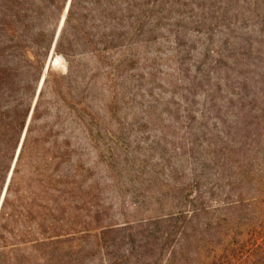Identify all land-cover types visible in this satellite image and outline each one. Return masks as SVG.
<instances>
[{"label": "trees", "instance_id": "obj_1", "mask_svg": "<svg viewBox=\"0 0 264 264\" xmlns=\"http://www.w3.org/2000/svg\"><path fill=\"white\" fill-rule=\"evenodd\" d=\"M67 1L0 0V198L11 170L0 202V264H60L73 247L71 244L79 249L91 238H95L98 245L110 248L103 253L108 264H186L191 257L196 261L201 259L203 252L210 258L208 264H264V194L243 195L245 190H250L252 182L247 177L248 166L259 161L260 155L264 158V144L261 149H249L252 155L243 149L239 157L234 145L230 148L222 145L220 149L216 144L207 145L193 157L187 153L185 157L196 162L186 161L168 169L172 184L162 199H157L159 202L152 203L158 204L155 209L158 211L151 216L101 226L94 232L76 230V212L89 193L85 178L91 172L87 155L94 140L92 130L102 129V122L92 109L101 103L105 93L116 99L119 80L124 78L122 69L127 62H133L142 47L151 43L172 10V3L184 7L187 4L179 0H69L64 13ZM225 1L221 0L223 8L219 7L224 12L214 17L218 11L212 0H191L199 10L195 22L203 23L208 14H212L216 22L209 25L220 23L231 0ZM247 1L251 9H236L240 16L235 18H247L245 15L250 14L248 18L263 24L264 0ZM61 13L64 20L54 52L70 58L79 50L80 54H87L89 60L86 64L71 62L68 71L61 76L69 88L72 109L59 116L62 129H58L52 145L47 146L49 139L43 138L40 130L32 129V125L48 87L50 69L31 109V97L25 98V83L19 79L16 57L20 52L25 59V48L31 54L37 40L45 35L47 23ZM177 13L181 15L182 11ZM178 36L180 34L174 36L175 40ZM228 46L233 51L252 49L251 43L238 38ZM204 52L214 55L213 64L224 57L221 51L209 47H205ZM241 60L244 59H234L232 64H239ZM35 62L41 73L42 64L36 58ZM195 73L187 76L188 86L181 94L184 121H196L194 129H224L225 124L227 129L236 126V120L220 121L215 117L211 122L206 116V111L223 110L221 105L210 106L214 89L201 95V109L193 108L195 100L187 97L194 94L198 84L213 79L216 90H221L222 81L231 80L229 75H214L212 79L210 73L196 69ZM259 75L257 72L256 76ZM50 89L52 93L61 90L60 83L55 81ZM247 96L246 92L242 95L232 91L226 100L242 110ZM102 106L105 105L102 103ZM30 110V121L26 124ZM244 115L249 119L251 111L245 110ZM243 125L245 128L246 124ZM192 151L191 148V154ZM214 167L216 178L212 180ZM25 168L32 169L38 176L34 188L25 185ZM159 208L162 209L159 211ZM220 214H224V218ZM19 218L28 224L23 238L28 243L26 247L25 241L24 247L9 241L11 225ZM78 232L84 233L77 235ZM71 262L70 259L68 263Z\"/></svg>", "mask_w": 264, "mask_h": 264}, {"label": "rangeland", "instance_id": "obj_2", "mask_svg": "<svg viewBox=\"0 0 264 264\" xmlns=\"http://www.w3.org/2000/svg\"><path fill=\"white\" fill-rule=\"evenodd\" d=\"M182 1L187 5L184 7L179 6V3H172V10L162 21V26L158 28L151 43L140 49L133 62L126 63L122 69L124 78L119 80L116 99L105 93L101 103H97L92 109L100 118L102 129L92 130L94 140L87 155V165L91 172L85 178L89 193L76 212V230L90 229L94 232L101 226L151 216L154 211H158L155 210L158 204L153 206L152 203L159 202L157 199H162V195L169 190V184H172L173 179L168 169L186 161L196 162L193 158H186L187 153L193 157L198 151L201 153L206 149L207 145L216 144L217 149L223 147L222 145L228 148L234 145L237 147L238 151L235 153L238 156L242 155L243 149L251 154L249 149H261L264 144V23L260 24L258 20L248 18L250 14L245 15L247 18H235L240 16L236 9H251L247 0L228 2L229 10L219 20L220 23L212 26L209 24L216 22L215 18H211L212 14H208L203 23L195 22L199 10L194 8L191 0H179ZM212 1L218 11L213 14L216 17L224 12L219 8H223V4H220L221 0ZM177 11H182L181 15ZM63 12L65 13V8ZM64 13L47 23L45 35L37 40L31 54L25 48V59H22L20 52L16 57L19 79L22 84L25 83V98L31 97V109L37 99L38 89L42 86V79L48 68L50 69L48 87L40 101L38 117L32 125V129L40 130L42 137L49 139L45 144L47 146L52 145L58 129H62L59 116L63 111L70 113L72 109L69 88L61 76L68 71L71 62L86 64L89 60L88 55L80 54L79 50L73 52L70 58H64L51 50ZM253 30L256 32L253 33ZM177 34L180 36L175 40L174 36ZM237 38L247 40L252 49L231 50L228 43ZM205 47L221 51L224 57L213 64L214 55L205 53ZM240 55L244 58H240ZM145 56L146 59L143 58ZM236 57L244 60L233 65ZM35 58L42 64L41 73L37 71ZM195 69L210 73L212 79L214 75H229L231 80H223L219 91L216 90L214 79L202 85L198 84L194 94L187 96L195 100L193 108L201 109V95L214 89L210 92L213 97L210 99V106L221 105L223 110L219 113L206 111V116L211 122L215 117L220 121L233 119L236 120V126L227 129L225 124L224 129H194L196 121H184L181 94L187 89V76L196 74ZM257 72L261 75L256 76ZM55 81L60 83L61 90L52 93L50 86ZM232 91L242 95L247 93L245 109H237L227 103L226 97ZM102 103L104 107H101ZM245 110L251 111L249 119L244 115ZM29 121L30 118L26 124ZM237 121L241 123L237 124ZM243 124H246L245 128ZM67 127L69 126L66 124L65 128ZM237 156L233 158L238 160ZM245 163L240 162V165L245 166ZM248 168L247 177L252 182L250 190H245L243 195L250 197L264 194V158L260 155L259 161ZM214 170L216 167L211 169L212 180L216 178L213 176ZM177 177L180 178V175ZM37 180L38 176L32 173V169L25 168V185L34 188ZM220 215L224 218V214ZM26 231L28 224H24L22 218L13 222L10 243L17 242L20 247H24L25 241V247L28 246L26 239H23ZM83 233L78 232L77 235ZM85 243L79 249L71 244L73 247L68 249L60 264H108L103 253L110 248L98 245L95 238ZM70 259L72 262L68 263ZM209 259L203 252L198 261L191 257L186 262L208 264Z\"/></svg>", "mask_w": 264, "mask_h": 264}, {"label": "water", "instance_id": "obj_3", "mask_svg": "<svg viewBox=\"0 0 264 264\" xmlns=\"http://www.w3.org/2000/svg\"><path fill=\"white\" fill-rule=\"evenodd\" d=\"M68 4H69V0H68V2H67L66 6H65V12H66V10H67ZM63 20H64V17L61 19V22H60V24H59V26H58L57 32H56L55 37H54V40H53V44H52V48H51V50L54 49V46H55V43H56V40H57V37H58V34H59V31H60V28H61V25H62ZM47 67H48V66H46V68H47ZM42 82H43V79H42ZM42 82H41V83H42ZM39 89H40V88H39ZM39 89H38V91H39ZM31 112H32V110H31L30 113H29L28 120H29V118H30ZM28 120H27V121H28ZM22 138H23V134H22L21 140H22ZM20 143H21V142H20ZM19 148H20V144L18 145V148H17V151H16V155L18 154ZM14 161H15V158H14ZM12 166H13V164H12ZM10 175H11V170H10V172H9V174H8V177H7V180H6V183H5L4 189H3V191H2L1 198H0V202H1L2 198H3V196H4L5 188H6V185H7V182H8V180H9Z\"/></svg>", "mask_w": 264, "mask_h": 264}]
</instances>
